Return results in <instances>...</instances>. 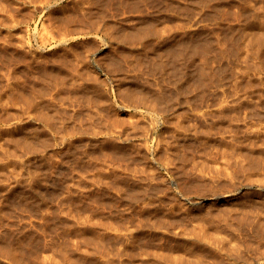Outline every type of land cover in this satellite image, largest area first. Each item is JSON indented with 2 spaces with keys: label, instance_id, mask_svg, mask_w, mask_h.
I'll return each instance as SVG.
<instances>
[{
  "label": "rangeland",
  "instance_id": "rangeland-1",
  "mask_svg": "<svg viewBox=\"0 0 264 264\" xmlns=\"http://www.w3.org/2000/svg\"><path fill=\"white\" fill-rule=\"evenodd\" d=\"M0 264H264V0H0Z\"/></svg>",
  "mask_w": 264,
  "mask_h": 264
}]
</instances>
